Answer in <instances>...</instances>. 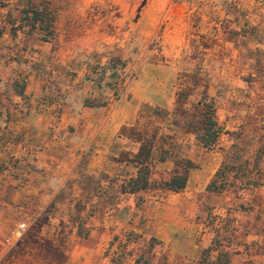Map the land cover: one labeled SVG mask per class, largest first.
Segmentation results:
<instances>
[{
  "label": "crops",
  "instance_id": "0c3cea01",
  "mask_svg": "<svg viewBox=\"0 0 264 264\" xmlns=\"http://www.w3.org/2000/svg\"><path fill=\"white\" fill-rule=\"evenodd\" d=\"M147 1L144 23L172 29L157 49L143 35L113 93L106 67L131 35L47 34L22 12L30 0H0V198L44 219L41 234L65 245L60 264H264V179L207 187L223 164L264 162L258 147L237 153L242 121L264 104V0ZM203 103L220 130L207 145ZM183 167L184 187L165 189Z\"/></svg>",
  "mask_w": 264,
  "mask_h": 264
},
{
  "label": "rangeland",
  "instance_id": "374dc122",
  "mask_svg": "<svg viewBox=\"0 0 264 264\" xmlns=\"http://www.w3.org/2000/svg\"><path fill=\"white\" fill-rule=\"evenodd\" d=\"M47 4L51 11L53 21L50 34L56 29L61 35H90L98 39L112 35H131L133 46L126 53L120 54L122 65L116 64L120 69L126 62L132 66L138 62L140 52L144 48L143 35H153L152 44L159 48L160 35L166 28L172 29L167 24V19L158 17L152 24H145L147 14V0H39ZM179 9V8H178ZM171 12L180 14L171 8ZM55 23V24H54ZM180 35L192 32V26L182 22L175 25ZM170 35H176V33ZM96 40V39H95ZM106 45H104L105 51ZM109 51V50H108ZM123 51H121L122 53ZM254 78L264 83V55L256 56ZM97 78V77H96ZM124 78V77H123ZM264 95V86L262 87ZM253 113L242 121L241 128L245 134L240 137L242 146L237 153L241 157L253 153L264 155V104L251 105ZM253 148H249L250 145ZM249 175H256L264 179V162L257 166L247 167ZM6 195L11 186H5ZM32 206H22L15 200L0 198V264H60L64 256L65 245L58 236L51 238L42 235L39 226L43 218L30 215ZM24 223L25 230L19 238L15 237V229L19 223Z\"/></svg>",
  "mask_w": 264,
  "mask_h": 264
},
{
  "label": "trees",
  "instance_id": "16d2710c",
  "mask_svg": "<svg viewBox=\"0 0 264 264\" xmlns=\"http://www.w3.org/2000/svg\"><path fill=\"white\" fill-rule=\"evenodd\" d=\"M22 12L28 14L30 25L38 24V27L44 31V33L50 34V27L53 21V17L51 16V11L48 9L47 4L43 3L39 0H30L28 3V7L24 9ZM119 56L114 57L108 66L106 67L109 70L108 80L105 85L113 90L115 93L117 84H121L123 81L122 71L118 72L116 70V64L122 65L123 63L120 61ZM104 72V69L100 71ZM97 82L100 80L98 78L94 79ZM212 106L207 103H203L200 108L196 124L201 129L200 140L204 145L209 144L215 136L219 133V126L216 124L212 116ZM142 174L145 175V172ZM186 177V169L183 167L178 171H174L171 173L168 178L162 181V185L165 189L177 191L184 187ZM259 177L256 175H249L247 172V168L244 165H235L229 166L227 164L221 165L214 173L212 179L208 183V189L214 192H221L231 186H234V181L237 180L239 182L238 189L245 190L248 188H252L259 184ZM146 187V183L140 181L139 183L134 180L130 184L131 190L144 189Z\"/></svg>",
  "mask_w": 264,
  "mask_h": 264
},
{
  "label": "built area",
  "instance_id": "2783aa9c",
  "mask_svg": "<svg viewBox=\"0 0 264 264\" xmlns=\"http://www.w3.org/2000/svg\"><path fill=\"white\" fill-rule=\"evenodd\" d=\"M133 77V74L131 75V77L130 78H132ZM123 80H124V78H123ZM123 82V81H122ZM121 82V83H122ZM24 230H25V226H24V223H19L18 225H17V227H16V229H15V237L16 238H19L21 235H22V233L24 232Z\"/></svg>",
  "mask_w": 264,
  "mask_h": 264
}]
</instances>
